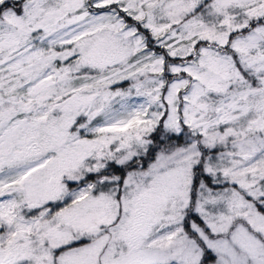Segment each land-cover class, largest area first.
I'll list each match as a JSON object with an SVG mask.
<instances>
[{
	"label": "snow or ice",
	"instance_id": "obj_1",
	"mask_svg": "<svg viewBox=\"0 0 264 264\" xmlns=\"http://www.w3.org/2000/svg\"><path fill=\"white\" fill-rule=\"evenodd\" d=\"M0 264H264V0H0Z\"/></svg>",
	"mask_w": 264,
	"mask_h": 264
}]
</instances>
